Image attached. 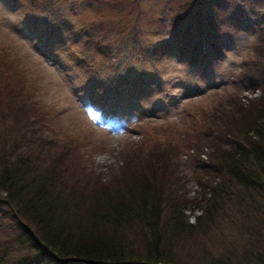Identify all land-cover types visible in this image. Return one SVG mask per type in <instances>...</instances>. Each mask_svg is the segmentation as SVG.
Instances as JSON below:
<instances>
[{
  "label": "trees",
  "instance_id": "obj_1",
  "mask_svg": "<svg viewBox=\"0 0 264 264\" xmlns=\"http://www.w3.org/2000/svg\"><path fill=\"white\" fill-rule=\"evenodd\" d=\"M232 1L184 0L170 13V27L161 39L146 37L136 21L125 31L119 21L114 27L119 25V39L114 37L108 48L107 40L96 45L87 39L84 44L91 43L96 53L89 51L85 59L70 48L68 60L91 70L80 90L86 97L102 91L103 113L120 112L131 99L128 108L143 109V97L169 95L157 79L160 73L147 63L134 66L129 57H120L123 47L149 56L162 49L185 60L191 54L188 67L201 78L206 63L198 61L200 54L210 53L209 31L226 26L221 9ZM34 3L42 6L28 9L30 13L44 14L53 5L51 0ZM253 8L257 41L250 69L260 70L262 79L248 77L246 82L260 89L259 97L227 103L208 116L209 124L205 118L190 123L193 136L180 137L186 157L196 156V177L212 173L200 198H181L175 171L154 163L160 155L169 162L181 158L167 135L155 139L159 153L145 158L142 171H134V156L128 169L124 165L105 182L90 183L95 175L82 166L76 145L59 146L48 131L40 137L29 126L27 109L42 106L34 98L37 86L25 68L7 62L6 54L0 57V264H264V0H253ZM234 9V23L243 26L241 31L250 30L246 26L253 22L243 18L239 4ZM43 14L34 16L35 22L44 20ZM57 24H45V29ZM85 30H71L68 39L74 41ZM51 33L55 41L62 30ZM95 55L101 61L87 64ZM15 80L22 103L9 98ZM115 92L122 93L116 100L111 99ZM203 150L206 160L199 156ZM186 209L200 211L193 223L187 221Z\"/></svg>",
  "mask_w": 264,
  "mask_h": 264
},
{
  "label": "rangeland",
  "instance_id": "obj_2",
  "mask_svg": "<svg viewBox=\"0 0 264 264\" xmlns=\"http://www.w3.org/2000/svg\"><path fill=\"white\" fill-rule=\"evenodd\" d=\"M35 1L0 0V57L6 54L3 58L7 62H17L25 68L27 78H32L37 86L34 98L42 106H31L26 111V121L36 135L41 137L44 131H48L59 146L66 147L69 143L76 145L82 166L95 175L90 177V183L97 180L105 182L124 165L128 169L133 165L130 159L134 156V163H137L134 171H142L146 165L145 158L151 159L159 153L155 148V139L163 141L162 135L170 136L173 141L169 143L170 148H176L182 154L181 158L169 162L167 156L160 155V160L155 159L154 163L165 167L168 172L175 171L172 176L176 178L177 187L182 192L181 198H200L212 173L196 177L197 168L192 161L196 156L192 154L186 157L185 142L180 137L193 136L192 129H189L190 123L199 124L205 118L209 124L208 116L227 103L235 99L245 102L259 97L260 89L250 87L246 82L250 80L248 77L259 82L262 79L260 70L250 69L254 63L253 46L257 41L253 0H233L230 5H223L221 18H225L226 26L209 31L207 47L210 53L208 57L200 54L199 58L202 59L198 61L200 65L206 63L203 68L205 75L201 78L191 71L193 68L188 67V62L193 60L191 54L185 60L180 54L169 55L162 49H158L156 55L149 56L146 51L137 49L132 52L123 47L124 54L120 57H129L132 61L129 64L134 66H138L135 62L147 63L153 72L160 73L157 79H162L159 83L169 95L159 93L152 99L143 97L144 100H140L145 102L143 109L128 108L127 104L133 105L131 99L130 104L123 105L120 112L113 109L105 113L102 91L97 93L96 90L86 97L80 90L91 70L68 60L70 48L82 59L89 51L96 53L91 43L84 44L87 39L93 40L96 45L107 40L104 47L108 48L114 37L119 39L115 34L119 25L114 28L119 21L125 31L131 21H136L146 37L155 34L156 39H161L170 27V13L184 0H136L135 3L120 0L122 5L115 3L116 0H51L53 5L44 14L41 11L39 14L28 11L37 7L39 10V6H42ZM238 4L243 18L253 22L246 26H250V30L241 31L243 26L236 25V21L234 23V8ZM42 14L45 19L35 22L34 16ZM56 20L57 26L50 25L49 31L45 29V24H55ZM82 28L88 30L85 35H79L74 41L68 39L67 34L71 30ZM61 30L62 34L55 42L51 32ZM65 46L68 47L66 50ZM220 51L222 54L219 58H212L213 53L218 54ZM95 56L98 58L88 59L86 63L100 62V56ZM172 83L175 85L171 86ZM18 87V81L12 82L14 91L9 94V98L22 103V98L17 94ZM120 94L115 92L111 99L116 100ZM122 101H126L124 97ZM0 109H3L2 104ZM200 132L197 131L195 135H200ZM201 152L199 156L206 160V150ZM199 212L198 209L183 211L189 223L194 222Z\"/></svg>",
  "mask_w": 264,
  "mask_h": 264
}]
</instances>
